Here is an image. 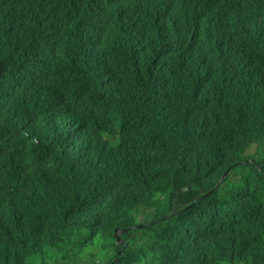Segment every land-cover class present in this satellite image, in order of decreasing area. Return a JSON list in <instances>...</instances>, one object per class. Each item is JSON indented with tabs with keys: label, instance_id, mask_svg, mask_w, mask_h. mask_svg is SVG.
Returning a JSON list of instances; mask_svg holds the SVG:
<instances>
[{
	"label": "trees",
	"instance_id": "1",
	"mask_svg": "<svg viewBox=\"0 0 264 264\" xmlns=\"http://www.w3.org/2000/svg\"><path fill=\"white\" fill-rule=\"evenodd\" d=\"M201 1L244 71L228 60L209 75L214 107L159 78L141 13L116 27L142 33L116 63L124 93L113 67L94 72L66 3L0 0V91L17 99L0 110V264H264V30L251 38ZM159 113L177 118L153 129ZM113 162L119 183L103 179Z\"/></svg>",
	"mask_w": 264,
	"mask_h": 264
},
{
	"label": "clouds",
	"instance_id": "2",
	"mask_svg": "<svg viewBox=\"0 0 264 264\" xmlns=\"http://www.w3.org/2000/svg\"><path fill=\"white\" fill-rule=\"evenodd\" d=\"M69 7L73 16V34H84L93 43L88 44L85 53L87 59H93L94 72L100 73L104 68L113 67L114 78L119 83L121 92L128 93L131 87L126 86L122 77V69L116 66L122 56L132 49L141 38V30L137 27L125 28L121 34L116 27L123 24V19L130 12L142 14V19L150 29L156 30L155 61L158 76L163 81L173 82L186 80L191 84L193 99L205 102L212 107L219 100L215 92L207 86L209 75L223 62L230 61L235 67L236 79L243 76V67L236 57L226 50H221L215 42V21L211 14V6L201 0H61ZM213 6L227 15L231 24H235L251 38H258L264 30V0L252 4L250 0H212ZM255 8L259 14L252 25L244 27L239 20L244 14ZM98 21L97 29L92 32L90 21ZM103 21H105L103 23ZM261 62L264 63V47L260 50ZM34 81L29 87L33 89ZM232 91L229 101L221 104L228 112L235 107V98L239 90ZM264 96V89L261 91ZM234 99V100H233ZM17 99L9 89L0 91V110L15 106ZM108 108V105L106 106ZM235 111V109H232ZM0 117L4 118L3 115ZM177 118L172 114H154L151 128L162 122ZM111 168L103 176L119 177ZM264 207V177L261 190ZM117 228V231L115 230ZM126 228H114L115 234L124 232ZM120 239V237H118Z\"/></svg>",
	"mask_w": 264,
	"mask_h": 264
},
{
	"label": "rangeland",
	"instance_id": "3",
	"mask_svg": "<svg viewBox=\"0 0 264 264\" xmlns=\"http://www.w3.org/2000/svg\"><path fill=\"white\" fill-rule=\"evenodd\" d=\"M221 264H225V263H221Z\"/></svg>",
	"mask_w": 264,
	"mask_h": 264
},
{
	"label": "water",
	"instance_id": "4",
	"mask_svg": "<svg viewBox=\"0 0 264 264\" xmlns=\"http://www.w3.org/2000/svg\"><path fill=\"white\" fill-rule=\"evenodd\" d=\"M115 230L117 231V228Z\"/></svg>",
	"mask_w": 264,
	"mask_h": 264
}]
</instances>
